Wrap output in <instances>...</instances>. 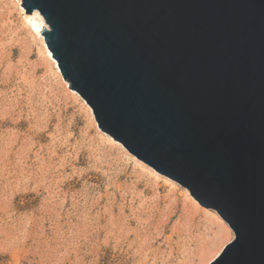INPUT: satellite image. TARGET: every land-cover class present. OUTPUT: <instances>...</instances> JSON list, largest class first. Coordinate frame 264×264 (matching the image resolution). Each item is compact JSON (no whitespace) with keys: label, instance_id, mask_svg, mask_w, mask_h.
I'll return each instance as SVG.
<instances>
[{"label":"water","instance_id":"water-1","mask_svg":"<svg viewBox=\"0 0 264 264\" xmlns=\"http://www.w3.org/2000/svg\"><path fill=\"white\" fill-rule=\"evenodd\" d=\"M22 6L101 131L232 229L208 264H264V0Z\"/></svg>","mask_w":264,"mask_h":264},{"label":"rangeland","instance_id":"rangeland-1","mask_svg":"<svg viewBox=\"0 0 264 264\" xmlns=\"http://www.w3.org/2000/svg\"><path fill=\"white\" fill-rule=\"evenodd\" d=\"M22 7L0 0V264L211 261L226 222L97 128Z\"/></svg>","mask_w":264,"mask_h":264},{"label":"bare ground","instance_id":"bare-ground-1","mask_svg":"<svg viewBox=\"0 0 264 264\" xmlns=\"http://www.w3.org/2000/svg\"><path fill=\"white\" fill-rule=\"evenodd\" d=\"M19 3H22V0H20V2ZM22 9V11H23V13L25 14V16H24V20L27 22V26H28V31H29V33H30V35L32 36V39L34 40V41H36L37 43H39L40 45H39V47L41 46L42 47V49L44 50V52H42V54L44 53V55L47 57V59L49 60V62L52 64V66L55 68V71H56V73L59 75V76H61L62 74H61V72H60V70H59V67H58V65H57V62L55 61V59L52 57V53L50 52V50L48 49V47H47V44H46V42H45V39H44V36H43V34L41 33V31H43V28H47L48 26H47V24L45 23V21H44V19H43V17L40 15V13L37 11V10H34L33 12H31L30 14H28L26 11H25V9L22 7L21 8ZM36 13H39V16H37L36 15ZM40 27V31H37V27ZM28 33V34H29ZM29 35V37L31 38V36ZM33 41V42H34ZM32 42V41H31ZM42 49H40V50H42ZM48 62V63H49ZM50 64V65H51ZM62 79H63V76H62ZM64 80V82H65V84L67 85V88H70V86H69V82L68 81H66L65 79H63ZM73 93H75L76 95H78L79 96V94L76 92V91H72ZM86 105H87V103H86ZM87 108L89 109V112H90V114H91V117L93 118V120L95 121V125L97 126V128H99L98 127V124H97V122H96V120H95V117H94V115H93V112H92V110H91V108L87 105ZM120 144V143H119ZM122 148H124L123 146H122ZM125 149V148H124ZM197 203V202H196ZM219 219L221 220V216H219ZM221 222H223L222 220H221ZM225 226L230 230V232L231 233H233L232 231H231V229L228 227V224L226 223L225 224ZM221 227V226H220ZM232 238H233V235H232ZM222 242L223 241V238H221L220 240H219V242ZM225 244H226V242H224L222 245H218V246H216L215 248H214V250L216 249V252H215V255L213 256V259L217 256V255H219V253L222 251V249L224 248V246H225ZM210 261L208 260V261H206L204 264H208Z\"/></svg>","mask_w":264,"mask_h":264},{"label":"snow or ice","instance_id":"snow-or-ice-1","mask_svg":"<svg viewBox=\"0 0 264 264\" xmlns=\"http://www.w3.org/2000/svg\"><path fill=\"white\" fill-rule=\"evenodd\" d=\"M19 2H20V0H17V3H19ZM29 11H31V9H29ZM36 15L39 16V13H36ZM37 31H40V27L39 26L37 27Z\"/></svg>","mask_w":264,"mask_h":264}]
</instances>
